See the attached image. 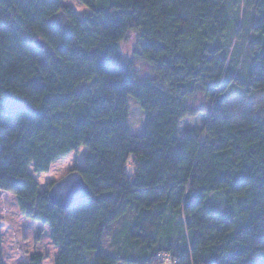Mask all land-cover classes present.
<instances>
[{"label":"trees","instance_id":"trees-1","mask_svg":"<svg viewBox=\"0 0 264 264\" xmlns=\"http://www.w3.org/2000/svg\"><path fill=\"white\" fill-rule=\"evenodd\" d=\"M80 1L0 0V190L49 228L54 264H264V104L229 112L264 95V0ZM133 31L150 77L121 49ZM81 147L90 193L60 208L33 173ZM218 191L228 212L206 207Z\"/></svg>","mask_w":264,"mask_h":264},{"label":"rangeland","instance_id":"rangeland-1","mask_svg":"<svg viewBox=\"0 0 264 264\" xmlns=\"http://www.w3.org/2000/svg\"><path fill=\"white\" fill-rule=\"evenodd\" d=\"M62 2L67 6H71L80 16L90 12L89 7L80 0H62ZM139 40V33L133 31L122 42L121 49L133 61L138 76L150 77L152 75L151 69L135 57ZM253 97V99H250L240 91L231 93L229 112L233 122H239L247 111H258L261 105L264 104V95L255 94ZM197 102L200 105L201 100L199 99ZM128 103L130 110L129 130L132 134L138 135L142 132L145 124V113L139 101L133 96H129ZM208 119V112L199 113L196 116L186 118L182 126L183 129L187 127L201 128L207 123ZM88 152V148L81 147L78 151L71 152L66 157L55 161L48 172L33 173L40 183L41 190H48L51 182L61 179L68 172L82 166ZM221 194L224 195L222 191L213 193L206 202V207L212 211L218 209L220 212H228L229 209L222 205ZM0 217L2 230L0 264H29L30 257L33 254H42L45 258L44 264H54L58 255V248L51 241L49 228L25 217L19 209L16 196L11 192L0 190ZM114 228L119 229L120 227H113L108 230V236L105 239L106 246L112 242ZM40 231L42 233L38 238ZM166 264L171 263L167 262Z\"/></svg>","mask_w":264,"mask_h":264},{"label":"water","instance_id":"water-1","mask_svg":"<svg viewBox=\"0 0 264 264\" xmlns=\"http://www.w3.org/2000/svg\"><path fill=\"white\" fill-rule=\"evenodd\" d=\"M39 47H44L42 40H37ZM90 188L79 170H72L64 177L52 183L48 196L53 205L68 208L72 203L86 197Z\"/></svg>","mask_w":264,"mask_h":264},{"label":"snow or ice","instance_id":"snow-or-ice-1","mask_svg":"<svg viewBox=\"0 0 264 264\" xmlns=\"http://www.w3.org/2000/svg\"><path fill=\"white\" fill-rule=\"evenodd\" d=\"M4 101L3 100H0V106H3L4 105Z\"/></svg>","mask_w":264,"mask_h":264},{"label":"crops","instance_id":"crops-1","mask_svg":"<svg viewBox=\"0 0 264 264\" xmlns=\"http://www.w3.org/2000/svg\"><path fill=\"white\" fill-rule=\"evenodd\" d=\"M58 256V255H57ZM57 258V257H56Z\"/></svg>","mask_w":264,"mask_h":264}]
</instances>
